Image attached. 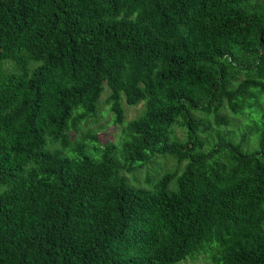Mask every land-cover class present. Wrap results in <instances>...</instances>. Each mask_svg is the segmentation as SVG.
<instances>
[{"label": "trees", "instance_id": "obj_1", "mask_svg": "<svg viewBox=\"0 0 264 264\" xmlns=\"http://www.w3.org/2000/svg\"><path fill=\"white\" fill-rule=\"evenodd\" d=\"M196 259L264 264V0H0V264Z\"/></svg>", "mask_w": 264, "mask_h": 264}, {"label": "rangeland", "instance_id": "obj_2", "mask_svg": "<svg viewBox=\"0 0 264 264\" xmlns=\"http://www.w3.org/2000/svg\"><path fill=\"white\" fill-rule=\"evenodd\" d=\"M107 92H103L102 96L100 97V107H99V113L96 116V121L91 122L90 124V128L91 130H93L97 136V138L99 139L100 142H113V143H118L121 139H122V125H116L112 122V114L110 111L107 110V105L106 103L103 102V100L106 97ZM143 103V102H142ZM139 103L138 105L135 106H129L125 103V101H123V107L125 110V120H131L135 117H137L141 111L143 110V104ZM244 122V116H242L240 119H235V123L234 125H239V124H243ZM178 133V136L180 138H182V132L181 130H176ZM249 131L248 128L246 126H239L237 128V130H235L236 132V137L237 140L239 141L240 138L242 137V134L244 132ZM258 135L255 132L254 129H251L248 132V137L245 141L246 144L243 150L245 152H250L252 151L251 149L254 148L253 142L257 141ZM250 143V144H249ZM257 148V145H256ZM173 162L170 160V162H168V164L166 165L167 168L171 169L173 167ZM162 171V170H161ZM136 178L138 180L143 179L144 176V172L143 170H141L139 173L135 174ZM202 262L201 259H196V260H186L183 261L179 264H200Z\"/></svg>", "mask_w": 264, "mask_h": 264}]
</instances>
